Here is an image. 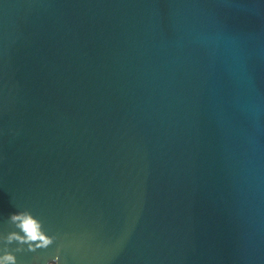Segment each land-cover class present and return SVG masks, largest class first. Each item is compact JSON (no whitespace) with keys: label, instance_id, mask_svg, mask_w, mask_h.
<instances>
[{"label":"water","instance_id":"water-1","mask_svg":"<svg viewBox=\"0 0 264 264\" xmlns=\"http://www.w3.org/2000/svg\"><path fill=\"white\" fill-rule=\"evenodd\" d=\"M0 264H264V0H0Z\"/></svg>","mask_w":264,"mask_h":264}]
</instances>
